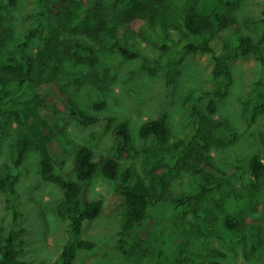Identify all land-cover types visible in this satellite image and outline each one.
Here are the masks:
<instances>
[{
  "label": "trees",
  "instance_id": "16d2710c",
  "mask_svg": "<svg viewBox=\"0 0 264 264\" xmlns=\"http://www.w3.org/2000/svg\"><path fill=\"white\" fill-rule=\"evenodd\" d=\"M38 1L45 2L53 27L29 29L21 37L6 26L0 6V130L16 124L9 159L0 164V192L4 194L8 216L0 222V264H28L20 258L23 243L16 230L21 213L15 188L20 178L18 170L30 149L40 155L41 179L60 190V196L53 201L55 211L68 222V232L74 238L63 244L52 263L39 264H72L78 249L95 246L81 237L84 222L95 219L102 209L100 199L88 198L87 187L98 167L93 151L86 145L75 148V178L58 170L66 164L71 150L64 135L66 125L70 121L93 125L100 118L81 108L63 86V79L75 85L82 81L81 75L64 71L63 60L94 69L100 58L88 41L101 39L124 59L136 58L139 54L129 38L118 36L119 26L159 50L156 59H143L142 68L150 76L160 74L167 86L175 83L187 54H208L215 81L212 90L196 91L186 97L184 105L193 120V129L183 138L169 143L171 133L165 113L139 126L141 139L153 138L156 142L142 165L151 176L148 182L130 167L120 171L116 158L103 163L105 176L119 179L117 190L126 203L125 220L119 229L126 239L121 240V247L128 242L131 246L139 242L146 245L137 264H189L193 249L189 239L199 242L210 236L229 243L241 242L244 255L251 257L264 239V136L262 157H251L246 175L240 163L230 169L218 168L209 152L236 142L234 128L227 121L214 119L216 100L224 97L232 84L230 60L252 56L264 64V18L246 19L244 31L234 15L240 0H113L110 17L101 10L102 0ZM64 34L69 38L61 39ZM34 38L35 52L29 49ZM213 41L220 42L219 52ZM108 71L109 68L102 69L95 78L103 80ZM240 100V116L251 126L264 111L263 83L254 82ZM93 106L99 109L104 103ZM105 120L104 130L109 131L114 119ZM112 135L117 141V157L136 154L125 122L119 123ZM187 172L195 177L197 189L166 200L170 181ZM157 205L167 223L157 221ZM169 208L172 211L166 217ZM188 214L203 218L198 223L187 220L175 226L177 217ZM217 225L221 226L220 234L214 232ZM19 229L24 230L21 226ZM164 231L178 233L171 247L162 237ZM232 235L236 240L232 241ZM187 249L189 256L184 255ZM207 250L208 256L221 254L209 244ZM167 251L172 252L170 257Z\"/></svg>",
  "mask_w": 264,
  "mask_h": 264
},
{
  "label": "rangeland",
  "instance_id": "374dc122",
  "mask_svg": "<svg viewBox=\"0 0 264 264\" xmlns=\"http://www.w3.org/2000/svg\"><path fill=\"white\" fill-rule=\"evenodd\" d=\"M113 0H102L101 10L105 16L110 17V7ZM1 16L6 26L19 37L29 29L38 27H53V20L46 9L45 2L38 0H1ZM264 0H240L234 8V15L238 24L244 28L248 18H264ZM244 31H247L244 28ZM126 35L129 42L138 52V56L131 60L124 59L107 45L104 39L88 41L93 44L100 61L94 69L77 66L74 63L63 60V68L66 72H73L82 76L80 84L62 80L65 89L73 99L87 113L98 116L100 121L93 125L81 126L76 121H70L64 135L70 144V153L66 164L61 170L62 174L69 178H75L74 174V150L79 145H86L93 151L94 160L97 162V170L88 184V198L100 199L102 209L99 215L89 221H85L81 231V237L93 242L95 246L89 250L78 249L72 264H137L142 250L143 242L128 244L122 248L121 240H125L119 229L124 223L126 203L119 194L117 186L119 179H109L102 171L103 163L108 158H116L120 171L130 167L136 174L143 177L146 182L150 175L143 169V161L148 150L156 145L153 138L141 139L138 129L142 122L154 118L160 113H165L170 128L169 143L183 138L193 129V120L190 117L184 101L186 97L196 91H210L215 86L211 77L213 61L208 54H187L180 68V74L175 83L167 86L160 74L150 76L143 68L144 58L154 60L159 55V50L150 43L139 38L132 37L123 27H118V36ZM67 37L64 34L60 38ZM80 40L85 37L76 36ZM35 38L29 43V49L35 52ZM216 52L221 49L218 41H213ZM232 74V84L221 99L216 100L214 119L227 121L237 132L236 142L228 148H214L209 154L214 164L221 169H230L240 163L242 171L248 172L249 161L253 155L262 157L261 137L264 136V111L258 116L257 121L247 126L240 116L241 95L249 90L254 82L260 81L264 85V64L252 56L238 57L229 61ZM104 68H109L107 76L103 80L95 78V74ZM104 103L102 108H94L95 103ZM113 118L109 131L104 130L106 118ZM121 122H125L130 130L133 147L136 154L131 157H117V141L112 135V130ZM16 124L0 130V164L8 161L10 147L14 139ZM40 155L30 149L18 172L20 178L16 185V197L21 217L17 222V235L22 241L23 250L20 258L28 264H39L41 261L52 263L59 256L63 244L73 241L74 238L68 232V222L61 219L53 204L54 199L60 196V190L53 184L44 182L39 172ZM87 186V185H86ZM197 189L195 177L190 173H184L170 181L165 199L180 197L182 193L193 192ZM261 202H264L262 200ZM5 197L0 192V222L7 216L5 209ZM157 221L164 222V215L158 205L155 208ZM166 209V217L169 212ZM217 213L218 210H215ZM192 214L186 217H177L175 226L184 221L200 222ZM168 221L164 222L167 223ZM24 230L21 231L19 227ZM215 234H220L221 226H216ZM20 232V233H19ZM178 233L164 231L162 237L167 246L173 244ZM233 240L236 236L232 235ZM203 240L189 239L193 247L190 255L195 259L189 264H264V239L258 245L251 257L244 255L243 245L239 241L234 243L218 240L214 237H203ZM211 245L221 254L210 255L207 246ZM135 245V246H134ZM132 247L131 250H129ZM171 247V246H170ZM169 247V248H170ZM172 250V248H170ZM195 250V251H193ZM198 252L200 255H198ZM171 251H167L170 257ZM175 256L177 253H173ZM197 254V255H195ZM189 256V250L185 251Z\"/></svg>",
  "mask_w": 264,
  "mask_h": 264
}]
</instances>
